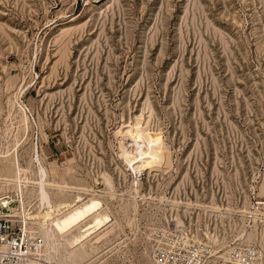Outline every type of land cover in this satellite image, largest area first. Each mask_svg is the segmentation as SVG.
<instances>
[{"label":"rangeland","instance_id":"1","mask_svg":"<svg viewBox=\"0 0 264 264\" xmlns=\"http://www.w3.org/2000/svg\"><path fill=\"white\" fill-rule=\"evenodd\" d=\"M4 193L34 259L45 220L53 264H155L179 220L264 264V0H0Z\"/></svg>","mask_w":264,"mask_h":264},{"label":"built area","instance_id":"2","mask_svg":"<svg viewBox=\"0 0 264 264\" xmlns=\"http://www.w3.org/2000/svg\"><path fill=\"white\" fill-rule=\"evenodd\" d=\"M11 202V193L0 195V264H30L31 255L40 250L41 237L11 215ZM150 249L155 264H260L255 247L193 240L176 227L153 229Z\"/></svg>","mask_w":264,"mask_h":264},{"label":"bare ground","instance_id":"3","mask_svg":"<svg viewBox=\"0 0 264 264\" xmlns=\"http://www.w3.org/2000/svg\"><path fill=\"white\" fill-rule=\"evenodd\" d=\"M135 127H136L137 131L134 130V131H128V132H129V134L132 137V141L137 143V147L138 148H136L133 152H131V150H130V152H129V150L128 151H124V156H125V159L128 161V163L132 166V169L135 172H140L142 170V168H146V167H149L151 165L153 153L151 152V148H149V147L146 148V149H144V148L142 149L141 148V144H142L141 141H143L145 139L143 137L147 136L146 135L147 133L144 134V136H143V132L138 131L139 128H137V126H135ZM4 203H6V202H4ZM203 208L206 210V207H203ZM11 215H12V213H11ZM96 219H97L98 224H101V223L104 222L106 217L103 214L99 213V216ZM44 222H45V220H43V222L40 223L42 232L44 233V236H45V239H46V241H44L45 242L44 261H42V259L31 258L32 257V255H31L30 264H53V262H54V256H56V254H54V252L51 249V232H52V229H51V227L46 226L47 224H43ZM174 227L179 229L180 233L187 235V233H186L187 230L184 229V226L182 225L181 221L176 220L175 223H174ZM197 233H198L197 231L195 233H192L193 240H201L202 239V240L207 241V242H209L211 244H219L220 243V244L223 245V243H221V242H223V240H221L220 238H218L214 234L211 235L210 233L204 232L205 233L203 235L204 237H202V236H200ZM45 239H43V240H45ZM78 251H76V252H78ZM76 252H75V250H69L66 255H63L64 259L62 260V258H61V260L64 262V264H76V263H74V257H76L78 255V254H76ZM57 257H58V255H57ZM81 257H83V256H81ZM82 260L83 259H81V260L79 259V262L82 261Z\"/></svg>","mask_w":264,"mask_h":264}]
</instances>
